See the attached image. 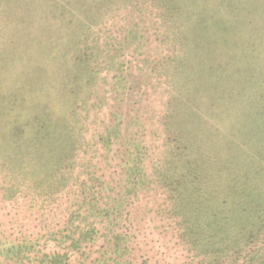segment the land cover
I'll return each mask as SVG.
<instances>
[{"label":"rangeland","instance_id":"1","mask_svg":"<svg viewBox=\"0 0 264 264\" xmlns=\"http://www.w3.org/2000/svg\"><path fill=\"white\" fill-rule=\"evenodd\" d=\"M171 2L0 0V234L35 239L0 252V264H45L53 252L67 253L66 264H264L262 235L232 254L230 231L224 242L181 240L156 176L167 166L177 175L166 140L185 129L170 116L176 73L164 62L179 48L163 37L176 27L162 9ZM232 3L244 5L242 19L217 13L222 44L186 66L202 82L200 118L211 119L202 153L241 167L264 145V113L251 98L264 75V0ZM11 118L17 130L6 135ZM134 165L147 176L131 174L135 184L126 175Z\"/></svg>","mask_w":264,"mask_h":264},{"label":"trees","instance_id":"2","mask_svg":"<svg viewBox=\"0 0 264 264\" xmlns=\"http://www.w3.org/2000/svg\"><path fill=\"white\" fill-rule=\"evenodd\" d=\"M232 1L173 0L171 4L167 3L162 7V9L167 8L169 10V16L174 19V24H176L175 29L163 37L168 42L171 40L175 46H179L175 51L176 55L181 52L175 57V52L172 55L169 53V58L164 59V62H167L171 67L173 76L176 73L172 79L176 88H174V95L171 97L170 116L179 119L185 129L181 128L180 131H184V134L179 131L177 133L169 132L166 140L169 154L167 162L170 161L167 165L173 166L178 172L177 175L170 173L171 167L169 166L165 169L162 167L156 169L159 174L156 176L162 179L170 189L168 190V203L172 213L179 219L177 222V227L180 230L179 238L192 245H197L201 241L200 236H202L204 244L207 245L210 241L224 242L227 238L224 237L225 233L230 231L231 235H228L227 242L233 248L227 251L229 254L238 253L244 248L252 247L251 245L257 246L261 235L264 237V145L261 146L262 150H257L250 156L254 164L246 166L245 163L241 167L239 163H234L233 159L231 162H227L223 160V156H215L211 151L202 153L203 148L200 144L204 147L208 144L204 127L210 123L211 119L204 121L203 116L200 118L202 99L199 97L198 91L203 87L202 82L196 72L186 65L190 55L200 56L214 53L217 51L216 45L222 44L220 40L221 30L219 29L221 24L215 21L217 13L234 10L238 11V16L242 19L243 13L241 11L244 10V5L241 3L234 4ZM170 49L173 47L170 46ZM235 52L236 50L233 48L230 53L235 55ZM199 60H201L200 57L194 58L195 66ZM182 67L188 71L187 74L184 73V76L180 74ZM234 73L240 76L238 70H234ZM189 77L196 79V89L193 92L198 102L197 109L201 112L198 114H193L194 110L191 106L193 102L190 97ZM254 82L256 87L254 86L251 98L254 97V102L259 109L258 114L261 115L264 113V75L261 73L256 75ZM234 100V103H228L238 105L240 98L238 102L235 98ZM242 101L243 98H241L240 104ZM15 118L10 119L13 123V129L6 132V135L17 130ZM191 122L192 126H195L194 128H191ZM209 138L216 139V137ZM200 139L205 140V142H201ZM222 139H224L223 135ZM214 147L215 140L213 139V146L210 145V148ZM172 158H174L173 163ZM44 160L47 161L45 158ZM129 161L135 163L133 156L129 158ZM36 163L42 164L40 160ZM128 170L126 175L129 176L128 182L132 180L130 183H136L135 179L131 178V174H139L137 182H142V176L147 177L145 170L141 171L135 165ZM199 231L207 232L208 235L203 236ZM25 240L26 242L17 243L19 241H10L0 234V252L5 250L11 253L13 248H23L25 243L30 244L29 247L31 248L35 239H24L23 241ZM8 241L10 245L5 246V242ZM262 242L263 240H261V247H264ZM239 247L241 248L234 249ZM45 257V264H66L61 260L64 257L67 262V253L53 252L45 255Z\"/></svg>","mask_w":264,"mask_h":264}]
</instances>
